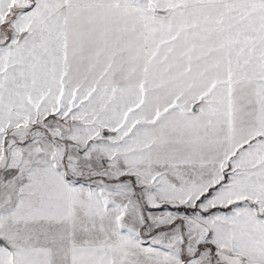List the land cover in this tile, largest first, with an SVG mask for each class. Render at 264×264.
<instances>
[{"label": "snow or ice", "instance_id": "1", "mask_svg": "<svg viewBox=\"0 0 264 264\" xmlns=\"http://www.w3.org/2000/svg\"><path fill=\"white\" fill-rule=\"evenodd\" d=\"M0 264H264V0H0Z\"/></svg>", "mask_w": 264, "mask_h": 264}]
</instances>
